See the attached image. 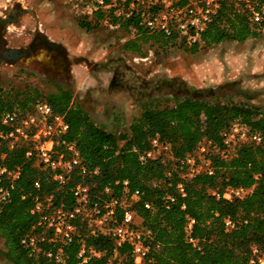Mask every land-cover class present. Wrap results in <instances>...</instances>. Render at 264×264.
Wrapping results in <instances>:
<instances>
[{"label":"trees","instance_id":"16d2710c","mask_svg":"<svg viewBox=\"0 0 264 264\" xmlns=\"http://www.w3.org/2000/svg\"><path fill=\"white\" fill-rule=\"evenodd\" d=\"M215 15L199 32L198 39L187 43L193 48L198 45L210 46L224 39L242 41L264 33V23L249 20L245 0H219ZM264 4V0H250ZM95 19H104L130 32L135 21L105 15L95 11ZM88 26L90 20H81ZM143 31L136 29V32ZM145 33H147L145 31ZM157 35L168 41L176 37L161 33ZM134 41L129 38L121 44L129 49ZM169 84V83H168ZM167 84V85H168ZM170 86V85H168ZM238 86L236 80L214 86L190 88L182 83L172 89V104H160V98L152 97L142 103V109L129 124L128 132H114L93 119L88 111L74 101L72 90L60 85L46 98L26 95L22 99L7 100L0 89V111H31L33 103L41 98L49 103L52 110L63 115L68 129L62 139L73 142L83 162L89 168H97L96 173L83 178L75 171L69 182L57 189L56 184L25 155V147L19 145L11 149L0 145V165L7 168L19 167V175L7 201L0 204V235L4 238V257L12 264H78L77 256L81 242L87 249L101 252L90 256L81 264H108L114 243L109 235H86L83 221L76 219L80 240L74 237L70 242L50 240V232L39 241V251L32 252L20 242L29 231L39 233L36 226L37 215L30 212L35 194H54V203L70 205L73 201L69 190L71 184L82 180L89 184L92 199L103 200L109 196H119L122 180H127L129 190L138 189L140 196L131 202L129 208L139 225L153 231V242L159 246L150 249L145 264H248L255 247L264 252V106L253 105L243 100H235L225 90ZM237 95L247 96L237 92ZM227 96V97H226ZM226 97L224 101L222 98ZM152 120V121H151ZM237 121L246 124L261 137L259 142L246 141L231 149L227 158H221L218 151L210 154L214 171L210 175L198 174L184 182L185 196L176 198L169 208L163 205L162 197L174 193L176 174H166L168 165L160 158L138 159V152L148 148L149 139L158 135L170 143L174 156L195 152L199 141L209 140L211 146L223 149L220 131ZM6 126L0 122V131ZM57 148H61L58 146ZM257 175V176H255ZM38 179L40 186L33 182ZM254 185L251 193L241 199L224 200L216 198L210 190H220L225 186ZM109 188V193L104 191ZM23 195V197H21ZM149 201L153 210L143 207ZM184 204V207L181 205ZM117 219L120 210L117 209ZM187 217L194 219L189 236L197 240L194 246L187 240L185 224ZM229 217L234 226L226 229L224 218ZM60 250L61 260L56 261L46 255L48 250ZM121 264H136L132 261L129 247H116Z\"/></svg>","mask_w":264,"mask_h":264},{"label":"rangeland","instance_id":"374dc122","mask_svg":"<svg viewBox=\"0 0 264 264\" xmlns=\"http://www.w3.org/2000/svg\"><path fill=\"white\" fill-rule=\"evenodd\" d=\"M0 4L5 14L12 8L21 10L5 24L8 45L23 46L36 37L33 57L0 65V89L7 100L26 95L46 98L60 85L71 89L73 100L98 123L116 133L128 132L145 100L158 97L161 105L172 104L177 84L196 89L214 86L227 73L223 82L236 80L238 86L224 93L264 106V33L193 48L181 37L163 41L145 31L132 35L95 16L89 19L90 25H82L83 14L66 0H0ZM40 38L61 50L59 64L49 58ZM129 38L135 45L122 49ZM238 91L247 98L237 95ZM4 250L0 235V264H12Z\"/></svg>","mask_w":264,"mask_h":264},{"label":"built area","instance_id":"2783aa9c","mask_svg":"<svg viewBox=\"0 0 264 264\" xmlns=\"http://www.w3.org/2000/svg\"><path fill=\"white\" fill-rule=\"evenodd\" d=\"M74 8L80 10L83 19L89 20L95 11L105 15L133 19L135 24L130 27V34L140 28L147 33H161L165 36L175 35L183 38L187 43L198 39L199 32L206 23L216 14L219 0H66ZM249 20L254 23H264V4H256L245 0ZM106 21V20H105ZM110 27H118L107 22ZM0 122L6 126L0 131V145L11 149L23 145L25 155L32 158L34 164L45 170L58 188L65 186L71 179L73 172L82 178L96 173L97 168H89L82 160L75 144L62 139L68 129V124L60 113L52 110L44 99H37L29 112L21 113L19 110L0 111ZM223 149L218 150L211 146L209 140L198 142L195 152L186 153L180 157L173 154L171 145L157 134L149 139V146L138 152V159L144 161L148 158H160L168 165L166 174H176L174 193H166L162 197L165 208H169L176 198L185 196L184 182L198 174L210 175L214 171L210 154L219 153L221 158H227L231 149L240 143L250 141L259 142L261 137L252 131L246 124L233 121L220 131ZM61 146V148H57ZM2 154H0V157ZM19 167L7 168L0 165V204L7 201L14 187V181L19 175ZM257 176V175H255ZM35 188L40 186L38 179L33 182ZM254 185L245 187L241 185H228L217 190H210L216 198L224 200L241 199L251 193ZM73 201L70 205L60 202L54 203V194H35L30 212L37 215L36 226L39 233L29 231L20 239L32 252L39 251V241L46 238L50 232V240L70 242L74 237L80 240L77 232L76 219L83 221L86 235H109L113 239V253L108 264H121L117 257L116 247L126 244L129 247L132 261L136 264H145L148 253L159 244L153 242V231L144 225H139L129 208L131 202L137 201L140 196L138 189L129 190L127 180H122V192L119 196H109L103 200L92 199L89 184L82 180L75 181L69 188ZM105 192H110L104 187ZM23 197V195L21 196ZM143 207L153 210L149 201H143ZM184 207V204L181 205ZM117 209L120 218L117 219ZM194 219L187 217L185 232L187 240L194 246L197 240L189 236ZM224 226L230 229L234 222L224 218ZM100 251L87 249L81 242L77 252L80 258L78 264L83 263L90 256L98 257ZM48 257L56 261L61 260L60 250H48ZM248 264H264V252L258 253L254 247L248 259Z\"/></svg>","mask_w":264,"mask_h":264},{"label":"flooded vegetation","instance_id":"af4514ba","mask_svg":"<svg viewBox=\"0 0 264 264\" xmlns=\"http://www.w3.org/2000/svg\"><path fill=\"white\" fill-rule=\"evenodd\" d=\"M0 6L2 7V4H0ZM20 12H21L20 9H17V8L13 9L12 8V9H9V11L5 14L0 9V65L2 62L11 64L14 61H16L17 59H19L20 57H26L28 55H31V52L35 48V40H36L35 34L32 36L30 41H28V43L26 45H23V46L8 45L6 43V36L4 35L5 29H6L5 24L7 22L15 19L17 13H20ZM40 42L46 48V50H47L46 52H48L49 58L53 59L55 61L57 60L56 63L59 64V62H61V60H62L61 58H63V56L61 54V50L58 49L57 45L54 43H49L48 40L43 39V38H40ZM10 48H16L20 52L26 51V53H24L23 55H21L18 58H13V54H11L7 51ZM31 57H33V55H31Z\"/></svg>","mask_w":264,"mask_h":264},{"label":"water","instance_id":"95a60500","mask_svg":"<svg viewBox=\"0 0 264 264\" xmlns=\"http://www.w3.org/2000/svg\"><path fill=\"white\" fill-rule=\"evenodd\" d=\"M51 43V42H49ZM9 53L13 54V58H18L21 55H23L24 53H26V51L20 52L18 49L16 48H10L7 50Z\"/></svg>","mask_w":264,"mask_h":264},{"label":"crops","instance_id":"0c3cea01","mask_svg":"<svg viewBox=\"0 0 264 264\" xmlns=\"http://www.w3.org/2000/svg\"><path fill=\"white\" fill-rule=\"evenodd\" d=\"M226 53H227V52H226ZM251 66H252V65H250V64L248 65L249 68H251ZM251 70H252V68H251ZM251 70H250V71H251ZM224 74H225V73L221 74V76L218 77V78H219L218 81H215L214 83H212V85H213V84H219V83H222V82L224 81V78H225V77H227V78L229 77V75H228L227 73H226L225 75H224ZM204 86H205V85H204Z\"/></svg>","mask_w":264,"mask_h":264}]
</instances>
